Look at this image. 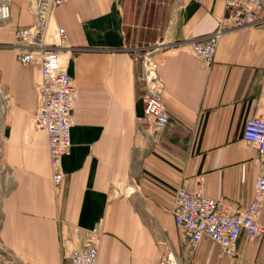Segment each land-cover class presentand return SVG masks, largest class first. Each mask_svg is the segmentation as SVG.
Wrapping results in <instances>:
<instances>
[{
  "label": "crops",
  "instance_id": "obj_1",
  "mask_svg": "<svg viewBox=\"0 0 264 264\" xmlns=\"http://www.w3.org/2000/svg\"><path fill=\"white\" fill-rule=\"evenodd\" d=\"M6 3L8 16L0 19V256L11 264H64V254L88 231L96 264H158L162 252L183 264H264V205L263 230L252 238L241 233L234 256H220L218 243L206 236L190 248L171 213L179 186L199 188L224 213L252 196L257 150L241 138V128L248 116L264 118V22L223 32L205 65L188 40L215 28L224 0L56 5L46 34L51 40L56 26L64 28L72 47L65 65L76 91L71 146L56 189L46 133L31 125L39 64H21L8 45L15 26L30 24L33 14L28 0ZM257 17L264 21V7ZM156 44L150 53L168 113L161 129L143 118L140 65L133 60L134 48Z\"/></svg>",
  "mask_w": 264,
  "mask_h": 264
},
{
  "label": "built area",
  "instance_id": "obj_2",
  "mask_svg": "<svg viewBox=\"0 0 264 264\" xmlns=\"http://www.w3.org/2000/svg\"><path fill=\"white\" fill-rule=\"evenodd\" d=\"M62 1L28 0L33 20L28 25L15 26L13 39L8 44L21 64H39L40 75L35 83L36 107L31 125L46 133L50 179L55 188L62 181V156L70 150L69 128L75 99L73 79L65 65L72 47L66 41L64 28L56 26L51 40L46 34L50 12ZM224 7L225 12L216 17L213 30L188 40L191 52L205 65L212 61L216 42L223 32L258 26L264 22L257 17L259 9L264 7V0H224ZM7 16L8 4L6 0H1L0 19ZM158 45L143 51L134 48L133 51V60L140 65L137 79L143 89V118L148 120L153 129H161L168 123V113L161 98L162 82L157 76L156 62L150 53ZM241 138L256 148L258 164L253 178L252 196L241 209L224 213L220 210L219 202L199 188L179 186L174 192L172 218L190 248H194L198 240L206 236L218 243L220 256H234L235 243L241 233L252 238L263 230L258 215L264 205V118L246 117L242 123ZM64 256V264H96L95 238L87 231L82 235L80 245L71 247ZM158 263L183 264L171 258L168 252L160 254ZM0 264L11 263L0 256Z\"/></svg>",
  "mask_w": 264,
  "mask_h": 264
},
{
  "label": "bare ground",
  "instance_id": "obj_3",
  "mask_svg": "<svg viewBox=\"0 0 264 264\" xmlns=\"http://www.w3.org/2000/svg\"><path fill=\"white\" fill-rule=\"evenodd\" d=\"M75 96H76V91H75ZM2 110H3V108H2ZM2 113V112H1ZM2 116V115H1ZM1 116H0V118H1ZM69 130H70V128H69ZM69 134H70V131H69ZM71 146V145H70ZM63 177V176H62ZM55 188V187H54ZM57 189V188H56ZM221 210V209H220ZM222 211V210H221ZM223 212V211H222ZM62 248L63 249H65V246L62 244ZM68 249V248H67ZM71 248H69L68 250H70ZM158 264H160V263H158Z\"/></svg>",
  "mask_w": 264,
  "mask_h": 264
}]
</instances>
